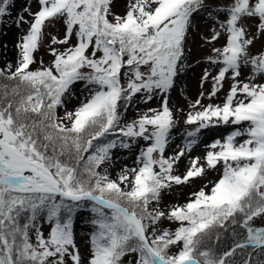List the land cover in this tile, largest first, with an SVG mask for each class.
Returning <instances> with one entry per match:
<instances>
[{"label": "snow or ice", "instance_id": "1", "mask_svg": "<svg viewBox=\"0 0 264 264\" xmlns=\"http://www.w3.org/2000/svg\"><path fill=\"white\" fill-rule=\"evenodd\" d=\"M34 3L13 16L15 0H0V25L8 17L21 30L15 62L0 67V264H123L126 256L129 264H264V224H255L264 219V47L253 52L264 41V0H127L122 13L115 0ZM53 21L63 35L49 34L52 59L37 62ZM193 31L211 46L198 61L209 65L199 83L210 90L185 113L171 93L191 67ZM78 83L84 95L69 110ZM154 99L157 107H140ZM178 114L182 144L167 154ZM229 124L223 140L191 155L203 130ZM137 145L133 166L113 179L115 150ZM210 170L217 180L182 204L164 203ZM85 210L86 254L75 235ZM165 220L178 226L162 228ZM229 232L227 250L211 246Z\"/></svg>", "mask_w": 264, "mask_h": 264}, {"label": "rangeland", "instance_id": "2", "mask_svg": "<svg viewBox=\"0 0 264 264\" xmlns=\"http://www.w3.org/2000/svg\"><path fill=\"white\" fill-rule=\"evenodd\" d=\"M17 5L14 7V11L12 8V15L15 16L16 13L23 8V6L26 3H31L33 10H35V3L34 0H15V4ZM127 0H115L114 4V11L117 13H122L125 10ZM27 15V14H25ZM196 23L199 26L200 32H205L204 28V19L203 17H197ZM249 23H254V21H249ZM28 25H21L22 29H27ZM10 28V29H9ZM11 32L13 30L12 36L8 37L6 34V31ZM64 32V26L61 21H53L48 25V27L45 28V34L44 39L41 47L36 52L37 62H39L40 58L42 57L44 62H49L52 57L48 54V49L46 45L49 43L50 35L49 34H56L59 36H62ZM21 34V30L17 29L14 24L11 23V19L8 17H5V24L0 25V67L4 66L7 61H9V58L7 56L13 57V63L15 62L14 57L16 56V49L14 48V45L17 42V39L19 35ZM223 39L218 41L217 46L220 44H223ZM12 43L11 48H8V45ZM4 45L7 47L5 48ZM191 48V58L189 63L191 64L190 69L187 71V74L183 77H181L180 81L177 84V88L172 91L171 93V105L174 106L177 109H183V111L186 113L188 110H185L188 106L189 101H195L200 91L207 92L210 90V81L204 85V88L201 89L200 87V78L203 74V70L209 65L205 63H198V61H201L203 57L209 54V50L211 46H204L203 42L201 41L200 35L197 33V31H193L192 37L189 44ZM264 47V41L258 40L253 48V52L255 53L256 50L261 49ZM2 48V49H1ZM37 65H32V67H36ZM242 79L248 75V70L244 69L242 70ZM215 72V70H213ZM229 86V82H225L224 90L219 94L220 97H223L225 92L227 91ZM82 84H76L74 86L75 96L70 100L68 103V108L71 110L73 107H75L77 104H79L80 100L83 98L84 93L81 91ZM187 97V99L185 98ZM209 101L207 99L204 100V103H208ZM212 102L219 103V99H215ZM160 101L159 99H154L151 101L149 105H143L141 104L140 107H157L159 105ZM64 113L63 109L59 110V114L62 116ZM134 116V110L129 109L127 113V117L125 119H131ZM177 118L180 120L181 127L179 128V132L176 131V129L173 131L172 136L174 137L176 134L178 136L181 135L183 137V133L185 130V125L183 124L182 117L178 114ZM179 124V125H180ZM191 127V126H190ZM243 127H247V124H244ZM235 126L229 125L228 128H224L222 131H215L213 133H209V136L207 138H210L212 136L219 137L218 139L223 140V138L229 134L231 131H233ZM237 141L240 142V138H237ZM144 142L141 141L140 145H142ZM182 144V138L179 140H176L174 143L170 145V147L167 150V154H171L174 149H176L177 145ZM140 145L135 146L131 151L129 152H122L121 150L117 149L114 152L113 160L114 164L109 168L110 174L113 179L116 178V173L119 172V170L127 164L129 167L133 166V161L135 160V152L138 151ZM201 148L198 146L194 149V151L191 153L192 156H202L205 152V150H200ZM189 162V161H188ZM188 164V163H187ZM186 164V165H187ZM186 165H184L182 168L178 169V172H183L185 170ZM105 167H108V165H105ZM219 178L217 171H208L207 176L203 179H196L192 185L185 186L182 189H175L171 195L165 193V204H172V203H184L186 199L188 198V195L194 191L198 190L199 187L210 184V182H214ZM154 206V205H153ZM91 214L89 211L85 210L77 214L75 218V235H76V242L78 246L80 247V250L82 253L86 254L88 252V239H89V232L91 230L90 225L88 221L90 220ZM255 224L257 226L264 224V219H256ZM162 228H168L170 230H174L177 226L176 223L169 222L167 220L163 221L160 225ZM43 230L45 233L48 231L47 224H44ZM172 252L177 251L175 247L171 249ZM134 260V256H128L127 259H124L123 262L125 264H129L128 261Z\"/></svg>", "mask_w": 264, "mask_h": 264}, {"label": "bare ground", "instance_id": "3", "mask_svg": "<svg viewBox=\"0 0 264 264\" xmlns=\"http://www.w3.org/2000/svg\"><path fill=\"white\" fill-rule=\"evenodd\" d=\"M17 5V3L15 4V6ZM13 11H14V8H13ZM10 29V28H9ZM9 29H8V31H6V34L8 35V37H10V36H12V34H13V30H11V32L9 31ZM11 46H12V43H10V45H8V48H11ZM15 48V47H14ZM2 49V48H1ZM0 52H1V50H0ZM8 58H9V61H13V57H11V56H7ZM14 59H15V57H14ZM185 110H188V106L186 107V109ZM230 125V124H229ZM229 125H220V126H216V127H211V128H209V129H207V130H203L202 132H201V134H200V139H201V141H202V143H200L199 144V147L201 148L200 150H205V145L206 144H210L211 142H213L214 140H216V139H218V137L217 136H212L211 137V139L210 138H207L208 136H209V133H213V132H215V131H222L224 128H228L229 127ZM181 127V124L180 125H178L177 126V129H176V131H178L179 130V128ZM180 131V130H179ZM178 131V132H179ZM174 138H175V141L176 140H179L180 138H182L181 137V135L180 136H178L177 134L174 136ZM244 138H246V137H241L240 138V141L242 140V139H244ZM239 142V141H238ZM188 163V158L186 157V158H184V159H182L181 161H180V163H179V166H180V168H182L184 165H186Z\"/></svg>", "mask_w": 264, "mask_h": 264}, {"label": "trees", "instance_id": "4", "mask_svg": "<svg viewBox=\"0 0 264 264\" xmlns=\"http://www.w3.org/2000/svg\"><path fill=\"white\" fill-rule=\"evenodd\" d=\"M231 243H232V237H231L230 232L228 234H221L219 243H217L214 236L211 240V246L214 247L217 251L227 250L231 246ZM241 258H242L241 254L238 252L236 256L237 261H240ZM243 258H246V256ZM262 259H264V257H262Z\"/></svg>", "mask_w": 264, "mask_h": 264}]
</instances>
